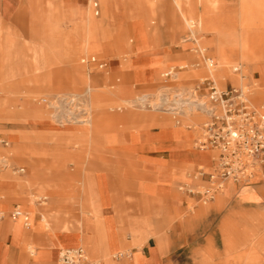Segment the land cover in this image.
Masks as SVG:
<instances>
[{
    "label": "rangeland",
    "instance_id": "1",
    "mask_svg": "<svg viewBox=\"0 0 264 264\" xmlns=\"http://www.w3.org/2000/svg\"><path fill=\"white\" fill-rule=\"evenodd\" d=\"M172 1L109 0L104 8L100 0L91 3L86 0V21L76 11L47 8L50 0L23 1L20 10L5 24L7 35L0 40V150H6L11 161L9 166L0 161V210L3 215L7 216L13 207L23 206L26 201L41 210L52 205L54 210L60 211L59 218L52 221L47 218L41 226L44 228L49 222L54 228L55 222L59 221L60 227L71 226L70 231L78 236L71 225L70 211L72 207L79 212L86 205V186L83 185L86 174L91 176L92 193L104 207H112L115 202L110 189L113 195H122L128 200L135 186H130L131 183L124 178L119 166L122 162L119 154L123 153L122 157L128 159L129 163L132 155L150 163V155L167 148L173 140L150 139L152 135L160 134L161 130L145 121L147 117L167 116L164 114L167 94L164 91L159 93L160 88L176 85L178 90L194 93L208 101L203 81L209 77L210 71L200 55L202 48L207 49L204 53L206 57L216 63L214 73H210L220 89L230 86L231 82L264 93L261 78L254 75L258 67H264V58L251 63L242 60V55L241 58H234L243 69L235 75L233 68L237 64L233 63L230 67L225 65L229 75L223 81L224 67L218 68L214 45L204 46L202 42L186 41L179 31H175L174 41L168 39L164 28L171 26L174 18L179 16L172 7ZM187 1L188 4L184 0V11L189 10L196 16L203 13L202 0ZM245 1L220 2L223 10L233 11ZM28 3L33 6L28 7ZM149 3L156 4L155 10H148ZM74 18L82 19L86 26L74 29ZM93 18L104 25L103 45L98 51L87 44V38L93 32L89 21ZM53 23H57V31L51 30L56 27ZM2 35L0 33V37ZM211 37L205 35V38ZM34 44L40 45L37 47L40 52L41 49L45 50L42 47L45 44L56 45L54 58L58 63L46 67L45 58L39 53L36 61L39 69L35 71L34 56L30 54L35 51L24 47ZM127 51L132 54L126 56ZM48 53L51 54V50ZM93 58L96 61H92ZM76 64L90 72L89 80L77 74ZM172 65L178 75H162ZM151 68L155 78L150 77ZM251 69H254V73ZM100 72H104L106 79L99 75ZM234 75L240 80L242 78L243 83H238ZM135 76L137 81L155 79L159 89L146 94V89L135 87ZM221 81L224 85H221ZM88 87L96 91L95 95L98 94L93 101L97 108L92 107L89 97L72 95L84 93ZM57 91H62V94ZM58 94L63 97L57 99ZM92 117L101 118L103 122L102 128L90 139H67L71 135L87 134L89 127L82 123L90 121ZM205 119L204 116L198 124L184 127L181 117H171L172 130L183 127L194 132L189 147L195 150ZM62 120L65 121L66 139L60 138L55 130ZM164 154L160 153L159 156H169ZM29 161L41 164L42 173L51 179L53 192L48 189L33 190L48 185L34 178L23 177L33 173ZM9 174L23 177L28 184L12 186L6 183ZM133 174L134 178L142 176L136 170ZM115 185L125 186L117 188ZM14 187L22 189L16 190ZM183 188L202 189L183 184L177 186L178 191L185 192ZM189 206L192 208V203ZM260 214L264 216V207ZM41 217L38 213L37 219ZM257 232L254 243L264 236V225ZM29 249L33 252L31 247Z\"/></svg>",
    "mask_w": 264,
    "mask_h": 264
},
{
    "label": "crops",
    "instance_id": "2",
    "mask_svg": "<svg viewBox=\"0 0 264 264\" xmlns=\"http://www.w3.org/2000/svg\"><path fill=\"white\" fill-rule=\"evenodd\" d=\"M23 1L26 0H0V33L3 34L0 40L7 35L5 24L20 10ZM92 1L89 0L90 3ZM108 1L100 0V3L106 8ZM185 1L188 4V1ZM220 1L202 0L204 11L196 16L189 10L184 11V0H173L172 7L179 16L174 18L171 26L164 28L165 36L174 41V33L179 31L186 41L194 40L197 43L202 42L204 46L214 45L216 48L220 34L228 33L236 43L242 42L245 47L253 49L254 56H250L253 60L249 63L264 58V0H247L233 11L223 10ZM155 5H148V10H155ZM27 6L33 5L28 3ZM46 6L53 11H76L83 15L82 19L86 21V0H50ZM82 19L72 20L74 29L79 30L86 26ZM53 25L56 27L51 30L57 31V23ZM89 26L93 32L89 34L87 44L93 47L92 50L98 51L103 45V22L93 18L90 19ZM205 35L212 37L208 39ZM45 45L42 46L45 50L41 49V52L37 48L39 44L24 46L35 51L30 53L34 56L35 71L39 69L36 63L39 53L44 56L46 67L58 63L54 58L56 45ZM48 50L52 53L49 54ZM200 50L203 52L207 49ZM125 54L130 56L132 53L127 51ZM166 60L165 58V64ZM173 66L162 75L169 73ZM75 69L83 79H90L91 74L85 68L76 64ZM228 72V68L224 67L223 81L227 79ZM251 72L254 73V69H251ZM99 75L106 79L104 72ZM177 75L176 73L174 76ZM254 75H258V79L261 78L264 84V67H258ZM150 77L155 78L153 69ZM154 80L137 81L135 76V87L146 89V94L153 93L159 89ZM223 81L221 85H224ZM228 87L241 86L230 82V86L226 85L225 88ZM160 90L159 93L164 91L169 97V106L164 110L167 116L147 117L145 121L161 130L160 134L152 135L150 139L173 140L167 148L150 155V163L136 155L130 156L129 163L128 159L122 157L123 153L119 154L122 160L119 166L124 178L131 183L130 186H135L130 198L126 200L122 195H113L110 189L115 202L112 207H104L92 193L91 176L86 174L83 180V185L86 186V205L82 206L79 212L72 207L70 211L71 225L76 229L78 236L70 231L71 226L60 227L59 221H54V228L49 222L44 228L41 226L45 223L44 217L50 221L59 218L60 211L54 210L52 205L41 210L26 201L23 206L13 207V211L7 216L0 210V264H57L62 249L79 246L86 250L91 261L96 264H264V236L253 242L257 231L264 225V216L260 214L264 207V166L246 183L225 181L223 191L217 194L219 197L208 204L200 203L198 195L178 191L177 186L180 184L191 187L211 186L209 177L214 170V154L209 150H193L189 147L194 132L183 127L172 130L171 117H181L178 112L184 105L177 104L176 97L173 98L178 91L176 85ZM193 96L201 103L200 107L207 105L208 102L204 98L194 93ZM262 96L264 93L258 92L253 97L258 106L264 105ZM96 97L98 94L90 99L93 108H97V104L93 102ZM200 113L201 115L181 117L183 126L198 124V121L206 116L202 110ZM97 119L92 117V120ZM86 122L82 124L87 128L89 126ZM101 128L102 125H99L94 134ZM91 129L89 127L87 134L71 135L67 139H90L94 135ZM55 130L60 138L66 139L65 126H58ZM128 134L130 139V132ZM160 153H167L169 156H159ZM7 155L6 150H0L1 163L7 160ZM37 161H29L33 173L23 177L34 178L48 185L33 190L48 189L53 192L50 188L51 179L42 173V168L39 167L41 164ZM200 168L203 169L204 175L198 177ZM135 170L142 176L134 178ZM16 177L9 174L6 183L17 180ZM115 187L121 188L116 185ZM17 208L21 215L14 217L13 213ZM38 213L42 215L40 219H37Z\"/></svg>",
    "mask_w": 264,
    "mask_h": 264
},
{
    "label": "built area",
    "instance_id": "3",
    "mask_svg": "<svg viewBox=\"0 0 264 264\" xmlns=\"http://www.w3.org/2000/svg\"><path fill=\"white\" fill-rule=\"evenodd\" d=\"M200 55L207 69L214 73L215 61L206 55ZM92 61L96 60L93 58ZM173 71L165 76H172ZM241 71L240 66L233 68L234 73L239 74ZM203 84H206L210 107L205 111L206 119L196 144L199 149L209 150L214 154V170L209 177L211 186L202 187L199 191L183 189L198 195L200 203L208 204L223 191L225 181L246 183L264 166V105L258 106L255 103L250 87L220 89L210 72ZM203 175L204 171L200 168L197 176ZM20 215L21 211L17 208L13 216ZM57 264L96 263L79 246L62 249Z\"/></svg>",
    "mask_w": 264,
    "mask_h": 264
},
{
    "label": "bare ground",
    "instance_id": "4",
    "mask_svg": "<svg viewBox=\"0 0 264 264\" xmlns=\"http://www.w3.org/2000/svg\"><path fill=\"white\" fill-rule=\"evenodd\" d=\"M190 16H191V14H190ZM205 51L206 50H204L203 52H200V54L205 53ZM216 51H217L216 52L217 53L216 55H217V58L219 60V63H218V68L219 69L220 68H223L225 65H229V67H230L233 63H236L237 64L234 67L240 66L243 69V66L239 65L238 64V61H234V58H238V57L241 58V55H242V60L249 61L250 62V61L253 60V59L250 58V56L252 58L254 56L253 49H249V48L245 47L244 46V43H242V42L240 44L239 43H236L232 39V36H230L228 33H221L220 34L219 42H218V45L216 47ZM241 52H242V54H240ZM173 70H174V68H172V71ZM230 70H232V69H230ZM209 71L212 72L211 70H209ZM174 73L175 72L173 71V76L176 74V73L175 74ZM235 75L233 76L235 78V80L238 83H241L242 84L243 83V79L241 78V80H240V78L239 77L236 78ZM94 92H96L94 89L88 87L85 90L84 93L76 92V93H74L72 95L73 96H82V97L86 96V97H89L90 99H92V98H94L96 96L94 94ZM190 93L191 92H188L187 93L184 90H182V91L178 90V91H176L175 96L173 97V98L176 97V99H177L176 100V103L177 104L184 105V106H181L180 111L178 112V115H180L181 117H183V116H190V115H193V114H195V115L196 114L201 115V113H200L201 110L205 113V111L208 110L209 107H210V103H209V99L208 98H207L208 99L207 105L205 104L202 107H200L201 106V103L196 99V97L193 96V93H191V94ZM256 93H257V90H255V91L253 90V97H255ZM61 94L56 95L57 99H58V97H61V98L63 97ZM168 99H169V97L166 98V101H167L166 102V107L169 106ZM143 100H146V99L143 98ZM198 107H200V109H198ZM98 119H99V122H98ZM98 119L97 120H92L91 119L90 121H87L86 122V125H88L89 127L92 128L91 130H92V133L93 134H94V131H96L97 127L99 125H102L101 122H103V120L100 119V118H98ZM59 126L60 127L65 126V122L62 120L59 123ZM2 163H5L7 166H9V163H11V161L7 157V160L3 161ZM16 179L17 180L10 181V184L12 186L13 185H15V186H24V185H27L28 184V180H25L23 177H16ZM44 185L46 186L45 183H44ZM45 219L46 218L44 217V222L46 221Z\"/></svg>",
    "mask_w": 264,
    "mask_h": 264
}]
</instances>
